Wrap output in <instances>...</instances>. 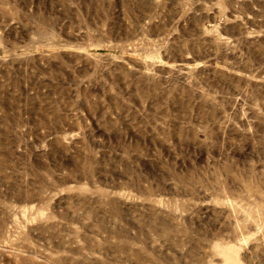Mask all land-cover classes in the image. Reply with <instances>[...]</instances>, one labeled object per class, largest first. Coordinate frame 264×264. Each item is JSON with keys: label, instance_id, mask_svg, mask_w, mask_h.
<instances>
[{"label": "rangeland", "instance_id": "1", "mask_svg": "<svg viewBox=\"0 0 264 264\" xmlns=\"http://www.w3.org/2000/svg\"><path fill=\"white\" fill-rule=\"evenodd\" d=\"M0 264H264V0H0Z\"/></svg>", "mask_w": 264, "mask_h": 264}]
</instances>
